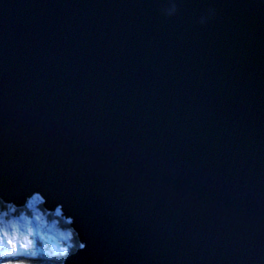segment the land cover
<instances>
[{
    "label": "water",
    "instance_id": "1",
    "mask_svg": "<svg viewBox=\"0 0 264 264\" xmlns=\"http://www.w3.org/2000/svg\"><path fill=\"white\" fill-rule=\"evenodd\" d=\"M160 9L0 0V190L63 200L75 264H264V0Z\"/></svg>",
    "mask_w": 264,
    "mask_h": 264
},
{
    "label": "clouds",
    "instance_id": "2",
    "mask_svg": "<svg viewBox=\"0 0 264 264\" xmlns=\"http://www.w3.org/2000/svg\"><path fill=\"white\" fill-rule=\"evenodd\" d=\"M178 2L161 0V14L175 16ZM214 15L209 8L199 22ZM87 247L76 215L45 188L33 187L22 197L0 190V264H75Z\"/></svg>",
    "mask_w": 264,
    "mask_h": 264
}]
</instances>
